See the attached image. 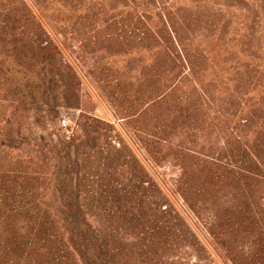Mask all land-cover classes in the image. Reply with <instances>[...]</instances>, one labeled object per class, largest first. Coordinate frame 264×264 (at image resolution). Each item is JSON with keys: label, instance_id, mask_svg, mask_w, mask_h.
I'll list each match as a JSON object with an SVG mask.
<instances>
[{"label": "trees", "instance_id": "1", "mask_svg": "<svg viewBox=\"0 0 264 264\" xmlns=\"http://www.w3.org/2000/svg\"><path fill=\"white\" fill-rule=\"evenodd\" d=\"M85 11L114 120L37 4L0 0V264H264V0Z\"/></svg>", "mask_w": 264, "mask_h": 264}, {"label": "rangeland", "instance_id": "2", "mask_svg": "<svg viewBox=\"0 0 264 264\" xmlns=\"http://www.w3.org/2000/svg\"><path fill=\"white\" fill-rule=\"evenodd\" d=\"M29 4H37V7L44 12V22L47 29L51 32L57 42H62L68 53L75 61L77 70L83 78V84L86 91L91 93L92 98L97 103L96 113L105 119L114 120L112 115V106L108 103L105 94L95 80L91 71L94 67L99 71L109 70L116 76V70L123 65L119 59H107V53H113L119 49L117 44L110 45L107 41L109 35H97V31L103 27L97 24V17L85 11V6L89 5V0H84V6L80 8L82 0H26ZM77 9V13L74 11ZM98 6L92 9V13H97ZM97 15H99L97 13ZM112 15V13L110 14ZM109 15V16H110ZM182 35H184L182 33ZM116 36V35H114ZM128 43V44H127ZM130 45V40L126 41ZM114 71V72H112ZM74 112L70 111L62 116L66 123H69ZM218 262V261H217ZM206 264H217L210 259ZM220 264H230L223 263Z\"/></svg>", "mask_w": 264, "mask_h": 264}]
</instances>
